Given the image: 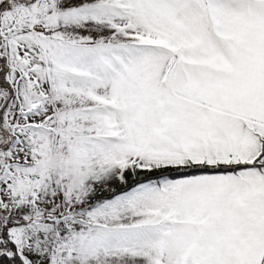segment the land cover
Listing matches in <instances>:
<instances>
[{
	"label": "snow or ice",
	"instance_id": "snow-or-ice-1",
	"mask_svg": "<svg viewBox=\"0 0 264 264\" xmlns=\"http://www.w3.org/2000/svg\"><path fill=\"white\" fill-rule=\"evenodd\" d=\"M0 264H264V0H0Z\"/></svg>",
	"mask_w": 264,
	"mask_h": 264
}]
</instances>
